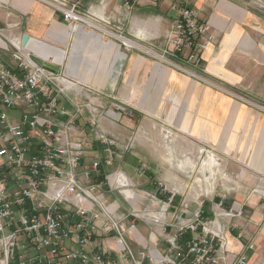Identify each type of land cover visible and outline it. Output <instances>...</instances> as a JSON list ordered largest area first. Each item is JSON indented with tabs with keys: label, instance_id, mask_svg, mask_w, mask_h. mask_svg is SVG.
Returning <instances> with one entry per match:
<instances>
[{
	"label": "built area",
	"instance_id": "built-area-1",
	"mask_svg": "<svg viewBox=\"0 0 264 264\" xmlns=\"http://www.w3.org/2000/svg\"><path fill=\"white\" fill-rule=\"evenodd\" d=\"M38 1L60 12L64 22L84 24L85 0ZM165 1L119 0V6L130 11ZM18 26L0 28V264H250L254 237L243 244L238 234L241 248L230 252L227 236L243 209L225 207L226 196L205 207L203 200L177 199L151 182L155 191L142 195L149 208H124L110 197L137 199L123 193V175L105 172L121 147L100 122L112 124L132 112L98 91L72 93L75 84L40 66L27 44L10 37ZM214 40L209 23L185 4L159 56L162 64L197 77L170 60L198 67ZM88 152L94 155L86 163ZM138 223L149 230L142 246L135 241Z\"/></svg>",
	"mask_w": 264,
	"mask_h": 264
},
{
	"label": "crops",
	"instance_id": "crops-1",
	"mask_svg": "<svg viewBox=\"0 0 264 264\" xmlns=\"http://www.w3.org/2000/svg\"><path fill=\"white\" fill-rule=\"evenodd\" d=\"M2 1L0 28L4 29L6 25L11 24L19 25L8 33L10 37L22 42V36L27 35L29 39L27 46L37 59L58 67L57 74L76 85L73 90L71 89L72 93L84 95L87 89L92 87L90 90L104 95L112 94L116 89V81L119 80L117 64L125 58V54L116 48L112 40H107L98 33H92L85 24L64 22L60 12L38 0ZM70 1L72 0L67 2ZM175 1L179 4L186 2V0H166L162 4L168 6V9L164 13H159L157 6H138L127 11L119 6V0H85L80 4V13L86 18H83L84 20L99 27L101 26L98 20L117 31L129 29L137 41L142 43L148 41L149 45L160 52L165 45L172 22L178 14L179 9L174 10L170 5ZM187 3L197 10L200 20L209 23L215 35L214 42L206 47L202 54V63L198 67L189 66L202 76L185 75L173 67L151 61L143 52L141 53L144 55L134 53L130 55L128 69L121 77L122 90L118 89L120 92L116 94H121L119 100L129 103L136 112L141 109H151L150 103L156 109H169L167 122L170 127L179 131V136L181 134L186 138L195 139L199 144L213 151L226 149L228 151L225 153L236 152L237 157V152L254 150L251 165L262 166L264 165V152H261L264 150V108L252 103L256 102L264 106V40L262 45L257 46V40L264 39V18L243 10L231 0H188ZM175 6L178 5L175 3ZM147 13L151 15L150 18L142 16ZM72 40L74 42L68 52L67 44ZM3 46L0 40V49ZM255 54L260 55V59H256ZM173 60L180 63L178 59ZM6 61L10 64L8 57ZM243 89L249 90V93H246L249 97L245 95V98H241L236 95ZM137 95H140L139 100L142 99L140 103ZM101 101L104 103L106 100ZM122 116V114L120 117L117 116L116 122L112 124L102 120L100 125L110 138L117 140L121 147V156L116 158L118 164L111 167V170L114 169L113 172L123 175L127 183L122 188L123 193L127 196L134 195L137 199L133 202L129 200L127 203L116 193L110 194V197L118 198L124 208L141 209L146 205L149 208L142 195L144 192H154V188L146 181L135 179L134 175L139 174L138 170L133 169V172L127 165L131 160L134 167L138 166L142 157L149 156L156 159L162 152L156 151L150 144L148 134H139L137 124L135 128L132 127V120L128 121L131 124L130 130L124 128L121 124ZM124 132L128 133L127 136H124ZM243 139L244 142L241 143ZM253 140V145H250ZM142 145L149 146L141 151L139 148H143ZM186 150L178 154L184 156L188 153ZM164 152L168 157L174 155L172 148H166ZM122 162L125 163L128 172L121 167ZM167 163L172 170L175 168L183 173L190 168L187 166L188 157L184 161L177 162L172 158ZM112 171L108 174H112ZM148 174L150 175L148 178H151L155 172L150 169ZM159 178L158 176L154 179ZM165 179L171 182L169 188L180 199L186 197L185 199L190 201L198 200L203 191L199 187V192L195 195L190 191L186 192V187L168 172ZM259 213L253 212L249 221L253 223L260 220ZM241 222L238 221L239 229L244 226ZM148 232L146 226L137 224L135 241L140 246L145 240L143 236L148 235ZM234 233L233 237L230 233L227 236L231 253L240 250V242L244 244V240L239 242L236 238L238 232L234 231ZM243 233H247V227ZM98 242L101 243V240ZM103 242L111 247L109 242ZM133 245L137 246L136 243ZM256 257L258 258L255 252L251 253L250 264L263 263L256 262Z\"/></svg>",
	"mask_w": 264,
	"mask_h": 264
},
{
	"label": "rangeland",
	"instance_id": "rangeland-1",
	"mask_svg": "<svg viewBox=\"0 0 264 264\" xmlns=\"http://www.w3.org/2000/svg\"><path fill=\"white\" fill-rule=\"evenodd\" d=\"M193 1V0H192ZM232 2H235L237 6H241L243 10L251 13V14H258L259 16L264 18V0H231ZM186 2H182L181 4L177 3L176 1L173 2L176 3L178 6L176 8L180 9L181 6L188 4ZM164 3V2H163ZM190 5V4H188ZM191 6V5H190ZM157 11L159 13L166 12L168 9V6L159 4V6L156 7ZM170 11V10H169ZM172 12V11H170ZM175 12V11H174ZM145 17L150 18V14L143 15ZM63 19V17H62ZM99 25L108 30L112 33L122 37L127 38L136 44H140L145 48L150 49L151 51H154L157 55H159V52L157 49L154 48V46L149 45V42H140L137 41L134 35L131 33V31L128 29H123L122 31H117L113 27L107 26L106 23L99 21ZM92 33H98L101 36H104L100 31L97 29L88 28ZM128 33L130 35H128ZM132 35V37H131ZM96 36V35H95ZM134 37V38H133ZM107 40H112L116 44V48L123 54H125L124 61L119 62L118 68H119V80L116 81V89L112 92L111 95H107L108 101L111 103L112 99H117L116 101H119L118 103L114 101V103H117L120 107L125 109V111L132 112V117L128 118V116L123 115L122 116V126L124 128H127L130 130L131 124L128 122L129 120H132L133 126H136L137 129H139V134L149 135L147 137L149 139L150 144L154 146V149L159 152H162L161 155H158L156 159H152L151 157H142L141 163H139L138 166H135L131 164V160L128 161L127 167L131 169V171L134 172L133 169L138 170L139 174L144 171L143 177L141 179L138 177V174L134 175V178L137 180H141V182H148L149 184L153 182L155 183H161L165 185L166 190L172 191L171 188H169L172 184L169 181H166L165 176L166 173H170L173 178L177 179L178 182H180L183 187H186L185 191H190L191 194H197L199 192V187L203 189L201 192V195L199 197V202L204 203L205 207H209L210 204L217 203L222 196H226V199L224 200L225 207L228 208H235L243 209V215L241 219H236L233 221V224L235 225L231 231L230 235L233 237L235 235L234 231L238 232L237 234H240L241 240H244V244L248 240V237H254L255 239V254L258 256L256 257V262L261 261L264 264V165L262 166H253L251 165L252 160L254 156V150H248V151H241L237 152H230L225 153V151L228 150H211L208 147L204 146L201 143L197 142L195 139L186 138L183 135L180 134L179 131L173 127L169 126V123L167 122V115L169 114V109L167 108H153V104H149L151 109H141L139 111H135L132 109L131 105L125 101L119 100L121 94H116L119 90H122V80L121 77L123 73H125V70L128 69V62L130 60V55L136 53L140 55H144L141 53V51L128 48L127 46L123 45L122 42L117 39L111 37V36H104ZM263 38L257 40V46L262 45ZM73 40L69 41L67 44L68 52L72 48ZM244 44V43H243ZM246 45V44H244ZM120 47V48H119ZM67 51V50H66ZM146 56L151 61H155L157 63L162 64L161 62H158V59ZM256 59H260V55H254ZM171 62L179 65L182 69H186L193 73L195 76H202L197 71H193L191 67H189L186 64L178 63L177 61L170 60ZM167 67H172L171 65H165ZM174 68V67H173ZM201 68V67H199ZM110 71V69H109ZM186 75V74H185ZM112 82V81H111ZM90 88V87H89ZM92 88V87H91ZM90 88V89H91ZM94 89V88H93ZM119 89V90H118ZM119 91V92H120ZM246 93H249V90H241L239 93H236V95L240 96L241 98H245ZM140 95H137V99ZM142 97V95H141ZM249 97V95L247 96ZM112 98V99H111ZM263 98V97H262ZM142 99H138L139 103ZM108 101H104L105 105L108 104ZM122 101V102H121ZM121 103V104H119ZM137 106H139V103L137 102ZM254 105H259L262 108H264L263 105L259 103H252ZM129 123V125L127 124ZM130 127V128H129ZM135 128V127H134ZM124 136H127V132L123 133ZM176 134V135H175ZM263 136V135H261ZM260 136V137H261ZM256 137V136H255ZM183 138H186L183 139ZM247 138V136H246ZM258 139V138H257ZM186 141V145L185 144ZM261 140L259 139V142ZM244 142V139L241 141V143ZM258 142V143H259ZM182 143V145H181ZM254 140L250 142V145H253ZM257 143V141H256ZM260 144V143H259ZM149 146V145H148ZM147 145H142L143 148H139L141 151L146 150L148 148ZM200 147V148H199ZM166 148H172V151L174 152V155L171 157L166 156L167 153H165ZM184 149H187L188 153L184 156H182L181 153L184 151ZM261 152H264L261 151ZM147 153V152H145ZM184 153V152H183ZM259 153V152H255ZM87 157L85 159V162H88V159L92 157L94 154L91 152L87 153ZM148 155V154H147ZM188 157L189 159V170L185 173L180 172L177 169H173L169 166L167 163L168 160H174L177 161H184ZM103 159H106V155L103 154ZM156 160V162H154ZM264 162V159H263ZM116 159L113 161V164L109 167H105V172H110L111 167H115L117 165ZM121 167L123 170L128 172V168H126V165L124 162L121 163ZM133 167V168H132ZM263 167V168H262ZM152 169L155 172V175L151 178H148V173ZM135 170V171H136ZM114 171V169H113ZM112 171V172H113ZM137 172V171H136ZM131 173V172H130ZM132 175V173H131ZM150 176V175H149ZM160 177L159 179L155 180L154 178ZM151 185V184H150ZM155 189V185H151ZM139 188L137 189V191ZM167 194V193H166ZM169 195V194H168ZM178 199H180L179 196H176ZM185 197V196H184ZM186 198V197H185ZM191 209L194 208V204L191 203ZM248 206V207H247ZM260 212V220L257 222L251 223L249 221L251 215L253 212ZM238 221H242L241 223L244 224L242 228H238L240 226V223ZM245 227H247V233H243ZM233 230V231H232ZM250 235V236H249ZM143 238H147V235L143 236ZM136 239V237H135Z\"/></svg>",
	"mask_w": 264,
	"mask_h": 264
},
{
	"label": "bare ground",
	"instance_id": "bare-ground-1",
	"mask_svg": "<svg viewBox=\"0 0 264 264\" xmlns=\"http://www.w3.org/2000/svg\"><path fill=\"white\" fill-rule=\"evenodd\" d=\"M85 21H86V20L82 19V22H83L88 28H95V29H97L98 31H100L104 36H108V37L111 36V37L117 39V41L119 40L120 42H122V44L125 45V46H127L128 48H133V49H136V50H138V51L140 50L141 52L147 54L148 56H150V57H152V58H156V59H158L159 62L164 63V59H162V58H161L159 55H157L154 51H151L150 49H147V48L143 47V46L140 45V44H136L135 42H133V41H131V40L125 38V37L122 38V37H120V36H118V35H116V34L110 32V31H107V30H105V29H103V28H101V27L95 25V24L93 25L92 23H90V22H88V21L85 22Z\"/></svg>",
	"mask_w": 264,
	"mask_h": 264
},
{
	"label": "water",
	"instance_id": "water-1",
	"mask_svg": "<svg viewBox=\"0 0 264 264\" xmlns=\"http://www.w3.org/2000/svg\"><path fill=\"white\" fill-rule=\"evenodd\" d=\"M29 41V39H28V36L27 35H23L22 36V46H25L26 44H27V42ZM37 63L40 65V66H42V67H44V68H46V69H48L49 71H53V73H55V74H57L59 71V69H58V67H55V66H53V65H50V64H48V63H46V62H44V61H42V60H37Z\"/></svg>",
	"mask_w": 264,
	"mask_h": 264
}]
</instances>
